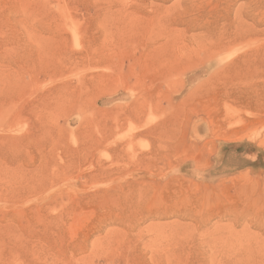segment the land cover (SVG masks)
I'll list each match as a JSON object with an SVG mask.
<instances>
[{
    "label": "rangeland",
    "instance_id": "rangeland-1",
    "mask_svg": "<svg viewBox=\"0 0 264 264\" xmlns=\"http://www.w3.org/2000/svg\"><path fill=\"white\" fill-rule=\"evenodd\" d=\"M0 264H264V0H0Z\"/></svg>",
    "mask_w": 264,
    "mask_h": 264
}]
</instances>
